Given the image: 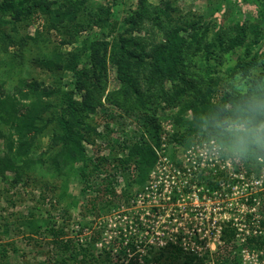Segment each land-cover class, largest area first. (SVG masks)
I'll return each mask as SVG.
<instances>
[{
  "label": "trees",
  "instance_id": "obj_1",
  "mask_svg": "<svg viewBox=\"0 0 264 264\" xmlns=\"http://www.w3.org/2000/svg\"><path fill=\"white\" fill-rule=\"evenodd\" d=\"M173 11L171 2L154 7L147 0H138L136 9L122 18L119 25L111 20L110 5L92 0L1 1V47L14 46L17 40L23 42V37L17 39L14 35L38 18L48 31L59 34L63 31V37L50 55L38 60V67L56 76L51 83L23 78L7 91L4 81L0 80V180L15 186L23 180L34 181L32 176L39 172L41 176L55 178L56 182L60 180L59 197H62L71 172L70 175L83 184L82 190L88 192L90 210L97 215L98 210L110 208L116 197L110 180L116 174L127 180L126 191L131 192L133 187H150L151 172L159 162L155 147L160 148L165 141L160 138L161 128L156 116L165 107L178 108L172 117L173 131L163 144L165 148H173V145L188 148L194 140L199 143L208 138L218 142L217 131L210 121L257 88L264 89V54L259 53L260 47H264V32L252 24L237 22L230 26L227 32L230 49L244 47V59L238 71L252 77L243 93L222 91L214 81L201 77L197 70L199 65L193 61L203 55L208 63L214 50L220 47L225 29L218 25L209 41L207 23L201 17L182 21L173 16ZM258 17L264 20V0H259ZM7 26L11 32L6 31ZM93 29H98L99 33L78 41L82 33ZM183 33L187 36L183 37ZM35 34L33 40H37L39 32ZM77 41L79 46L75 45ZM190 42L195 45L191 47ZM63 46L71 49L62 51ZM107 65L113 68L118 82V87L108 92ZM254 69L259 73L252 74ZM65 73L72 79L70 90H65L66 84L62 81ZM166 84L165 91L163 85ZM104 103L127 117L138 118L141 123L130 139L115 144L112 158L97 157L95 163L84 154L82 141H89L91 133L100 136L86 119ZM184 109L191 110L190 119L181 114ZM46 130L51 131L49 149L35 156V141ZM145 135L150 141L145 140ZM168 157L173 166L179 167L174 162L173 152L170 151ZM229 158L236 172L244 178L254 176L256 180L261 172L264 174V155L251 154L243 158L229 155ZM102 164H109L112 174H107ZM204 181L210 190L219 188L218 178L206 177ZM255 195L253 205L262 204L259 230H253L248 221L239 230L240 227L230 221L221 226L215 250L205 247L203 251V241L185 246L176 240L166 242L163 247L147 246L137 250L131 241L118 236L107 243L108 250L102 248V254L96 248L97 238L89 236L84 245L76 246L66 238L64 228H56L48 220L20 217L18 225L27 232L29 240L41 234L50 238L52 254L27 264H118V261L120 264H249L244 260V252L255 256L258 264H264V189ZM246 217L251 218L250 214ZM4 226L3 233H7L8 227ZM8 245L0 243V264H11L10 250L18 253Z\"/></svg>",
  "mask_w": 264,
  "mask_h": 264
},
{
  "label": "rangeland",
  "instance_id": "obj_2",
  "mask_svg": "<svg viewBox=\"0 0 264 264\" xmlns=\"http://www.w3.org/2000/svg\"><path fill=\"white\" fill-rule=\"evenodd\" d=\"M92 1L110 5L111 20L120 25L122 18L129 16L136 9L138 0ZM164 2H171L174 8L172 14L176 19L196 20L201 17L207 23L209 41L214 37L213 31L218 30L217 26H223L226 32L222 34L220 47L214 50L212 59L206 63L203 55H200L193 62L199 65L197 70L201 77L214 81L219 90L245 92L252 76H244L238 71L239 64L244 59V47L230 49L231 39L227 32L230 31V26L237 22L255 25L264 32V20L258 17L259 0H147V3L154 7H162ZM6 31L11 32L8 26ZM36 31L39 32V36L36 37L37 40H33L37 36ZM98 33V29L82 33L78 41ZM187 33H183V37L187 36ZM14 36L17 39L23 37L24 41L17 40L14 46L7 48L1 47L0 44V80L4 81L5 90L9 91L18 79L23 78L41 80L45 84L51 83L56 76L38 67V60L51 54L63 37V31L61 34L48 31L44 22L38 18L27 29H19L18 34ZM189 36L186 38L187 41L190 40ZM78 41L75 43L76 46H79ZM190 45L193 47L195 44L190 42ZM61 49L68 51L71 47L63 46ZM260 52L264 54V47H260ZM109 66L107 65L106 92L118 87L113 68ZM258 71L254 69L251 73L257 74ZM71 80L70 74L62 75V81L66 84L65 90L72 89ZM167 86L168 84L163 85L165 91ZM75 98L79 99L77 95ZM103 105L86 119L100 136L91 133L89 141H82L84 154L95 163L97 157L112 158L116 152L115 144H122L123 141L130 139L141 123L138 118L127 117L110 104ZM177 111V107L169 105L156 116L161 128L160 138L165 140L161 142L160 148L155 147L159 162L158 168L154 171L155 177L151 178V185L156 184L159 180L157 176L163 174L156 192L153 189L147 191L138 187H133L131 192L126 191L127 180L124 176L116 174L114 179H110L116 197L112 199L110 208L98 210L95 215L87 202L88 192L82 190L83 184L70 175L71 172L66 179L67 188L62 197H59L62 191L59 187L60 180L56 182L55 178L49 175L41 176L39 172L32 176L34 181L23 180L15 186L0 180L2 235L0 243H7L9 248H16L18 251L16 254L9 251L11 264L33 263L52 254L49 237L41 234L34 239H27V232L18 225L20 217L42 218L50 221L56 228H64L66 238H70L76 246L84 245L89 236L95 237L98 239L97 251L102 254V248L106 247L108 250L107 243L118 236L131 241L137 250L147 246L163 247L166 242L175 239L185 246L193 245L195 241H203L205 243L201 245L203 251L205 247L215 250L217 226L229 217H239L243 214H252L249 224L259 230L256 221L262 220V213L259 212L262 204L256 205L254 209L250 208L253 207L252 196L256 197L255 193L262 188L254 176L244 178L236 172L229 155L217 147L216 139L208 138L199 143L194 140L188 148L181 146L177 148L176 145H173V148L164 147V142L168 140L175 126L172 117ZM181 114L188 119L191 118V110L184 109ZM1 129L5 130L3 126ZM49 132L51 131L46 130L44 135L35 141V156H40L45 150L48 151ZM145 140L150 141L147 135ZM170 151L173 152L174 162L178 163L179 167L173 166L169 159ZM124 154L125 152L119 153V156ZM43 157L46 158L47 153ZM101 168L106 170L107 174L113 172L109 164H102ZM218 174L223 176L220 179V193L215 195L204 193L200 197L198 192L200 194L203 192L202 186L206 177L216 178ZM195 177V182L201 184L196 188L197 193L192 194L191 191L187 193L185 189L182 192L172 189L185 188L183 187L185 183ZM256 180H264V174L261 172ZM4 225L8 227L7 233H3ZM244 260L249 264H258L255 256L247 255L246 252ZM120 262L118 261V264Z\"/></svg>",
  "mask_w": 264,
  "mask_h": 264
},
{
  "label": "clouds",
  "instance_id": "obj_3",
  "mask_svg": "<svg viewBox=\"0 0 264 264\" xmlns=\"http://www.w3.org/2000/svg\"><path fill=\"white\" fill-rule=\"evenodd\" d=\"M210 124L218 134L217 147L228 155H264V89L257 88Z\"/></svg>",
  "mask_w": 264,
  "mask_h": 264
},
{
  "label": "built area",
  "instance_id": "obj_4",
  "mask_svg": "<svg viewBox=\"0 0 264 264\" xmlns=\"http://www.w3.org/2000/svg\"><path fill=\"white\" fill-rule=\"evenodd\" d=\"M158 166V165H157ZM158 167H156V169H157ZM155 170H153L152 172H151V175H150V181H149V185H150V187H146L145 188V190H149V189H153L155 192L158 190V185L161 183V180H162V176H163V174H162V176H160V175H158L157 176V178L159 179L157 182H156V184H154V185H151V178L152 177H155L154 176V174H155V172H154ZM177 173V172H176ZM208 177V176H207ZM222 175L221 174H218L217 175V177L216 178H218V184H219V188L218 189H216V190H210L207 186H206V182H204V185L202 186V191L203 192H201V194H200V192H198L199 193V196L201 197L204 193H207L208 195H210V194H218V193H220L219 191L221 190V188H220V179H222ZM196 177L195 178H193L192 180H190V182H186L185 183V186H183V187H185V188H177V187H173L172 189L175 191H180V192H182V190L183 189H185L186 190V192L187 193H189V191H191V193L192 194H194L195 192H196V188H197V186H200L201 184L199 183V182H195L196 180ZM210 179H214V178H210ZM193 181V182H192ZM257 183H258V185H259V187L260 188H264L263 187V183H264V180H260V181H258V180H255ZM189 183V184H188ZM198 183H199V185H198ZM187 184H188V186H187ZM187 188V189H186ZM161 193V192H160ZM197 193V192H196ZM251 199H253L254 200V198H251ZM253 203H254V201H253ZM256 205H258L257 203H255L253 206L255 207ZM254 207H252V208H250V209H254ZM252 214H250V216H251ZM251 217H253V216H251ZM246 214L244 215H241V216H239V217H229L228 218V220H226V221H224V222H222V224H219L218 226H217V233H218V235H217V241H218V236L220 235V228H221V226H223L224 224H226V223H228V222H230V221H232L233 222V224H234V226H238V227H240V229L239 230H241V228L243 227V225H245L246 224V221H248L249 222V219H247L246 220ZM251 219V218H250ZM258 221H260V220H258ZM258 221H256V223L258 224ZM253 228V227H252ZM259 228V227H258ZM253 230H257V229H254L253 228ZM176 240V239H175ZM175 240H170V241H172V242H174ZM185 245V244H184Z\"/></svg>",
  "mask_w": 264,
  "mask_h": 264
}]
</instances>
